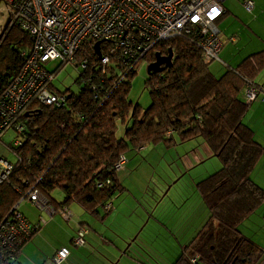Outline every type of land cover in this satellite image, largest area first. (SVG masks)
Returning <instances> with one entry per match:
<instances>
[{
	"label": "trees",
	"instance_id": "trees-1",
	"mask_svg": "<svg viewBox=\"0 0 264 264\" xmlns=\"http://www.w3.org/2000/svg\"><path fill=\"white\" fill-rule=\"evenodd\" d=\"M7 17L9 29L0 37V89L19 74L22 55L31 47L27 33L12 24L8 11ZM169 50L172 66L145 81L150 98L145 109L128 100L137 66L129 72L124 69L120 80V70L102 68L92 51L88 68L80 70L76 80L80 89L62 93L55 89L64 98L63 105L29 107L20 118L24 128L13 140L19 145H9L16 161L5 160L12 171L0 183V223L19 212L18 204L28 200L25 196L31 189L54 206L55 215L76 203L84 213L98 217L99 207L123 191L114 166L128 149H141L148 142L171 146L174 136L181 143L201 139L218 157L220 169L196 185L210 218L177 264H192L195 256V264H260L263 250L240 232L241 224L264 202V190L250 178L263 149L243 123L249 105L241 91L255 85L264 57L256 54L216 78L188 38H175L158 44L145 57L147 64L155 61L156 52L167 56ZM62 67L59 63L50 72ZM119 121L124 125L123 138L116 135ZM54 190L62 193V202L52 199ZM11 217L7 222L12 223ZM29 225L34 236L40 224ZM21 248H15V264H20Z\"/></svg>",
	"mask_w": 264,
	"mask_h": 264
},
{
	"label": "built area",
	"instance_id": "built-area-1",
	"mask_svg": "<svg viewBox=\"0 0 264 264\" xmlns=\"http://www.w3.org/2000/svg\"><path fill=\"white\" fill-rule=\"evenodd\" d=\"M0 2L13 17L12 24L27 33L31 44L22 55L24 63L19 74L0 89V138L9 130H13L15 136L22 132L24 126L20 118L27 115L31 105L49 107L64 104V98L52 86L58 70L50 72L47 68L49 62L59 60L63 66L71 63L79 70H86L91 60L88 51H92L102 68L111 66L120 70L118 78L122 80L124 69L129 72L136 66L138 68L158 44L175 38H188L200 50V59L205 65L219 61L223 49L216 23L225 13V0ZM243 6L250 11L253 5L246 1ZM96 44H99L98 54ZM260 95L264 97V91L258 86L250 85L244 89L248 105L257 101ZM18 145L16 139L13 146ZM124 163L122 156L114 170L122 169ZM11 171V164L0 160V183L6 181ZM25 197L33 204L46 207L34 189ZM61 214L67 218L69 211L65 209ZM10 217L0 223V261L5 264H15V248L22 247L32 237V228L22 214L15 213L11 217L12 223L7 222ZM86 233L83 229L76 233L73 239L76 247L84 245ZM67 256L66 249L60 250L54 264H61Z\"/></svg>",
	"mask_w": 264,
	"mask_h": 264
},
{
	"label": "rangeland",
	"instance_id": "rangeland-1",
	"mask_svg": "<svg viewBox=\"0 0 264 264\" xmlns=\"http://www.w3.org/2000/svg\"><path fill=\"white\" fill-rule=\"evenodd\" d=\"M6 8L7 7H5L4 4L0 5V32L6 19H8ZM8 29L9 28H7L4 35L7 34ZM237 49H239V47H237L236 50ZM144 61L139 64L136 74L132 77L128 92V100L133 105L136 103L139 104L143 109L147 108L150 104L149 93L144 88L145 81L148 77V64L146 60ZM216 62L209 65V70L218 69V72L213 73L216 77H219L223 74L224 68L219 67V65H217L219 64L218 61ZM59 63H61L59 60L49 62L47 68L52 71ZM79 69L80 68H76L71 63L64 65L54 77L53 85L55 89L61 93L66 90L77 92L80 89L76 83L80 73ZM218 74L219 76H217ZM262 75L264 77V70L261 72L260 76ZM116 129L117 137L123 138L124 125L120 121L117 122ZM2 137V141L0 142V159L15 163L16 157L9 148V145L13 143L15 132L9 130L3 134ZM174 138L175 143L171 146H166L164 142H148L141 149L130 148L124 153L125 163L122 169L118 170L119 174L117 176H119L120 182L123 181L126 189L125 191L123 189L124 192L122 191V194L118 191L116 192L115 195L118 197L113 199L114 206L110 219L104 224L100 223L101 227L105 229V227H108L111 224L112 220H118L117 224L115 223L112 226L118 235H124L128 239H135L137 242L142 241L150 252L152 258L158 259L161 263L163 261L166 264H175V262H171V257L165 255L167 244L173 240V237H169L165 225L169 224L168 220L170 219L171 223L169 226L173 224L172 228L179 233V235H187L192 232L190 224L196 219L200 221L206 216L204 213L205 207L199 197L196 185L217 172V168L220 169L219 159L217 157H211L202 164L185 172L184 165L187 164L188 159L193 158L191 155L192 145L195 144L196 141L200 142L201 139H194L181 143L177 136H174ZM180 171L184 172V174L177 178L175 174ZM253 176L258 180L257 183L264 189V157ZM138 188L141 190L143 189L142 192L144 191L145 195H141L139 200L135 202L131 193L134 192V189L138 190ZM163 191L164 193L167 191L166 197L162 199L163 202L158 208H156L154 216H150V218L147 215L145 217V215H143L142 206L148 207V203L152 200V197L156 198V196ZM179 193H181V195L184 193L181 197L184 198L183 200L181 199L182 201L179 199ZM149 194H152V196ZM51 197L57 202L63 201L62 193L59 190L52 191ZM127 199L132 200L136 205L130 207V209L126 208L128 204ZM33 205L34 204L29 200H23L18 204L20 207L18 210L21 209L27 212L28 209L31 210ZM67 207L69 209V216L67 218H64L62 214L58 213L52 219L45 212L40 211V214L43 217L42 221L47 223V219H52L56 225H52L46 229V227L44 228L45 224L42 226L43 229L36 233L31 240L26 243V245L31 244L33 247L31 248V252L35 251L37 255V251L48 254L59 248L61 249V246L65 244L68 248L70 246L69 236L72 234V231L74 232L78 227V223H87L92 229L101 233L97 227H94V218L89 214L86 215L79 205L76 203H70ZM117 207H119V210L116 212ZM140 212H142L143 217ZM124 213H126L127 220H129V218L133 220V226L129 227V230H123L121 228L122 224L120 223V220ZM140 218H143V220L140 221ZM159 220L160 222H158ZM49 224L50 223L48 222V225ZM135 227H137L138 231L134 232ZM193 227L195 228V226ZM240 232L245 234V236L263 249L262 261L260 264H264V205L241 224ZM37 235H39V239L33 243L32 240ZM136 245L137 243L135 242V245L132 246L135 247ZM134 250L135 249H132V253H134ZM169 253L170 251L167 252V254ZM34 260L37 261L36 258H34ZM47 262V264H50L49 261ZM120 264L128 263L122 261Z\"/></svg>",
	"mask_w": 264,
	"mask_h": 264
},
{
	"label": "crops",
	"instance_id": "crops-1",
	"mask_svg": "<svg viewBox=\"0 0 264 264\" xmlns=\"http://www.w3.org/2000/svg\"><path fill=\"white\" fill-rule=\"evenodd\" d=\"M225 1L227 2V3L224 2L223 4L225 13L216 23V26L220 32L219 35L220 39L223 43V49L220 53L219 61H218L219 64L217 65H219V67L224 68L223 73L226 70H231V69L233 70L238 68L239 65L242 64L246 59L250 57L252 58V56L256 54L260 53V56L263 55L264 57V0H225ZM246 1L252 2L253 6L250 11H247L243 6L244 2ZM237 47H239V49L236 50ZM217 70L218 69H213L209 71L214 77H216L213 72H218ZM263 70L264 67L257 73L253 81L256 86H258L264 91V83H263L264 77L263 75L260 76ZM217 76H219V74ZM219 77H221V75ZM241 92L243 93V94L241 93L243 97L244 91ZM243 123L253 132L255 141L263 149V152L259 160L257 161L250 176L252 182L258 185L261 189H263V187L257 183L258 180L255 179V177L253 176L254 172L257 171L264 157V97L263 95H260L257 101L249 105L248 112L246 113L243 119ZM191 155L193 158L188 159L187 164L184 165L185 172H188L189 170L193 169L195 166L202 164L204 161L211 158V156L217 157L211 154L210 149L202 140L200 142L196 141V143L192 145ZM217 170H219V168H217ZM118 174L119 171L116 172L117 185L118 186L120 185L125 191L126 188L123 184V181L120 182L119 176H117ZM182 174H184V172L180 171L175 175L178 178V176ZM142 190L138 188V190L134 189L133 193L129 191L132 194V197L135 202L139 200V197L141 195H145L144 191L142 192ZM123 192L119 191L120 194H122ZM149 195L152 196V194ZM183 195L184 193L182 195L181 193H179L180 200L184 199L181 198ZM117 197L118 196L114 195L111 200H109L106 204H104V207L102 208L99 207L98 211L100 213V216L98 217L91 216L94 218V227H97L101 233H98L95 229H92L87 223L86 224L78 223L79 224L78 227L74 230V232L72 231V234L69 236L70 246L67 248L65 244L61 246V249L59 248L60 250L66 249L68 251V256L61 264H120L122 261H125L128 264H166L163 261L161 263L158 259L152 258L150 252L147 250L145 244H143L142 241L137 242V240L135 239H128L124 235H118L115 229L112 227L115 223L117 224L118 220L115 219L112 220L111 224L108 227H105V229L101 227L100 223L104 224L106 221L110 219V215L114 206L113 199L114 198L116 199ZM165 197L166 195L164 194V191L160 193L158 196H156V198L152 197V200L148 203V207L142 206L143 215H145V217L147 215L148 217L150 216L153 217L156 208L160 206V204L163 202L162 199H164ZM41 199L44 200L43 198ZM62 200H63V195H62ZM44 201L46 204L45 208L41 207L40 205L34 204L33 207H35L36 209L31 207V210L28 209L27 212L21 209L18 210L28 223L33 225L40 224V229L36 233L40 232L43 229L42 226H44L45 224L46 225L44 226V228L46 227V229L52 225H56L55 222L52 220L55 216L54 206L48 205L47 201L46 200ZM127 201L128 204L126 208L128 209L136 205L130 199H127ZM106 205H109L110 207V209L107 212L105 209ZM263 205L264 202L258 207L255 213ZM204 207H205L204 213L206 214V216L200 221L196 219L194 222H192V224H190L192 228V232H190L187 235L186 234L179 235V233L174 231V229L172 228L173 224L169 226L171 220L169 218H165V219H169L168 220L169 224L165 225L166 230L169 233V237H173V240H171V242L167 244L165 249L166 252L165 255H169L171 257V262L173 263L175 262V264H177V261L180 260L182 256L187 255L188 248L191 245L194 238L196 237L197 233L203 228V226L209 220L210 218L209 211L205 205ZM17 208L20 207L18 206ZM64 208L66 210H69L67 206H65ZM117 210H119V207L116 208V212ZM40 211L45 212L52 219H47V223H45L44 221H42L43 217L41 216ZM140 214L143 217L142 212H140ZM126 218H127L126 213H124L123 216H121V220H120V223L122 224L121 228L123 230H129V227L133 226L132 224L133 220L130 218L129 220H127ZM142 220L143 218H140V221ZM48 222L50 223L49 225ZM158 222H160V220ZM193 226H195V228ZM80 229H83L87 232L84 238L85 242L84 245L81 246V248H75L76 246L74 245L73 239L76 233ZM136 229L137 227H135L134 232L138 231V229L137 230ZM242 235L245 236V234ZM38 239H39V235L34 237L32 242L35 243ZM135 242L137 243V245L133 247L132 245H135ZM257 246L261 248L259 245ZM31 248H33L31 244H27V245L24 244L22 246L18 256L19 257L18 260L21 264H47L48 263L47 261H49L50 264H54V260L58 252L60 251L59 249H57L48 254H44L41 251H37L39 255L38 256L35 253V251L31 252ZM132 249H135L134 253H132ZM168 251H170L169 254H167ZM34 258H36L37 261H35Z\"/></svg>",
	"mask_w": 264,
	"mask_h": 264
},
{
	"label": "water",
	"instance_id": "water-1",
	"mask_svg": "<svg viewBox=\"0 0 264 264\" xmlns=\"http://www.w3.org/2000/svg\"><path fill=\"white\" fill-rule=\"evenodd\" d=\"M10 24V18L6 19L5 24L2 28L0 37L4 34V32L7 30L8 26ZM98 46L99 44H96L95 48L97 50L98 54ZM173 62V53L171 50L168 51L167 56H161L160 54H155V61L147 66V75H153V74H160L165 69L172 66ZM170 189V187H169ZM167 194V191L164 193ZM141 232V230H140ZM138 235V234H137Z\"/></svg>",
	"mask_w": 264,
	"mask_h": 264
},
{
	"label": "flooded vegetation",
	"instance_id": "flooded-vegetation-1",
	"mask_svg": "<svg viewBox=\"0 0 264 264\" xmlns=\"http://www.w3.org/2000/svg\"><path fill=\"white\" fill-rule=\"evenodd\" d=\"M0 5H1V3H0ZM0 34H1V32H0ZM197 261H198V257L197 256H195L194 258L191 259V263L192 264H195Z\"/></svg>",
	"mask_w": 264,
	"mask_h": 264
}]
</instances>
